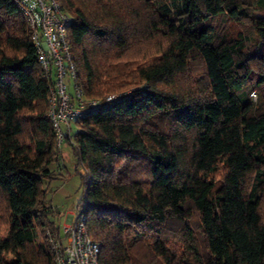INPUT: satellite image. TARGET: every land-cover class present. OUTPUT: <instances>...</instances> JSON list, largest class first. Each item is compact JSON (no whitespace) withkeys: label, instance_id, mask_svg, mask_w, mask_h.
Returning <instances> with one entry per match:
<instances>
[{"label":"trees","instance_id":"1","mask_svg":"<svg viewBox=\"0 0 264 264\" xmlns=\"http://www.w3.org/2000/svg\"><path fill=\"white\" fill-rule=\"evenodd\" d=\"M56 1L85 98L121 95L64 141L99 264H264V0ZM48 99L0 0V264H53Z\"/></svg>","mask_w":264,"mask_h":264},{"label":"built area","instance_id":"2","mask_svg":"<svg viewBox=\"0 0 264 264\" xmlns=\"http://www.w3.org/2000/svg\"><path fill=\"white\" fill-rule=\"evenodd\" d=\"M30 33L38 64L49 81L48 113L55 134V147L59 152L65 136L72 132L76 120L119 101L121 95H108L102 99L87 100L76 83L67 38L70 17L56 0H11ZM71 92V94H69ZM45 237L53 264H99V247L88 237L83 216L62 228L60 239L48 232Z\"/></svg>","mask_w":264,"mask_h":264},{"label":"rangeland","instance_id":"3","mask_svg":"<svg viewBox=\"0 0 264 264\" xmlns=\"http://www.w3.org/2000/svg\"><path fill=\"white\" fill-rule=\"evenodd\" d=\"M256 15L264 18V10L255 12ZM71 94V92H69ZM58 155V163L60 161V164L64 165L65 168V179H62L65 183V189L64 191L58 190L56 192V198L54 201H52V205L56 206L58 208V213L54 212L53 216L55 217V220L57 222V226L59 227L60 235L62 233V224L66 222V217L69 215L75 214V208L78 203V201L82 198L80 191H78L79 188V178L78 175H76L74 171V162L73 157L70 151V148L68 145L64 142L60 146L59 152H57ZM59 158L61 160H59ZM57 163V164H58ZM53 165L54 167L57 165ZM80 172H82L80 170ZM63 168L61 166H58V169L55 170V175L57 177L63 176ZM222 171H219V173L213 177L215 181L219 180L221 178ZM48 184L46 185L47 190V197L49 195L54 196V192L56 189L52 187L51 189H48ZM55 186H57L55 184ZM51 197H49L50 199ZM48 201V200H47ZM49 203V202H48ZM54 210V209H53ZM74 219V218H73ZM73 222V220L70 222V224ZM68 224V225H70ZM65 225V226H68ZM7 232V212L5 209V206L2 203L1 197H0V239H2Z\"/></svg>","mask_w":264,"mask_h":264},{"label":"crops","instance_id":"4","mask_svg":"<svg viewBox=\"0 0 264 264\" xmlns=\"http://www.w3.org/2000/svg\"><path fill=\"white\" fill-rule=\"evenodd\" d=\"M72 131H73V126H72ZM59 160H61L60 158H59ZM73 162H74V160H73ZM58 166H61V168H63V176L62 177H57V179L56 180H54L53 182H51V183H49L48 184V189L50 188H52V187H54L55 189H56V191L54 192V196L52 195H49L48 197H47V200H48V202H49V205L54 209V211H56L57 213H58V208H56V206H53L51 203H52V201H54L55 200V198L57 197L55 194H56V192L58 191V190H61V191H64V189H65V183H64V181L62 180V179H65L66 177L64 176L65 175V168H64V165L63 164H60V161H59V163L54 167V166H51V169H53L54 171L56 170V169H58ZM55 184L57 185V186H55ZM49 197H51L50 199H49ZM73 218H74V216L73 215H69V216H67L66 217V222L64 223V224H62L63 226H62V228L65 226V225H68V224H70V222L73 220Z\"/></svg>","mask_w":264,"mask_h":264}]
</instances>
